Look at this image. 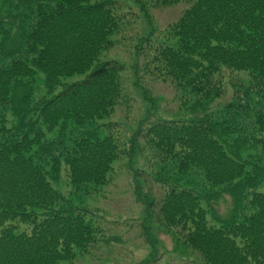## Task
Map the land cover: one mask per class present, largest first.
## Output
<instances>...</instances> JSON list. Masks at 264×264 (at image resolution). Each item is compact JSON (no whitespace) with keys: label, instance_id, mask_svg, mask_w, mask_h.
<instances>
[{"label":"trees","instance_id":"1","mask_svg":"<svg viewBox=\"0 0 264 264\" xmlns=\"http://www.w3.org/2000/svg\"><path fill=\"white\" fill-rule=\"evenodd\" d=\"M133 1L150 22V8L185 6L164 29L127 39L139 18L127 0H0V264L73 263L116 246L121 236L103 235L84 198L110 185L123 159L153 251L140 264L159 259L154 230L202 264H264V0ZM14 34L24 49H8ZM121 40L133 45V85L149 104L130 137L111 121L134 106L125 63L106 58ZM38 74L47 89L35 99ZM147 77L195 115H159L163 97ZM231 85L215 120L206 107ZM221 191L235 208L214 223ZM245 204L250 214L234 217Z\"/></svg>","mask_w":264,"mask_h":264},{"label":"rangeland","instance_id":"2","mask_svg":"<svg viewBox=\"0 0 264 264\" xmlns=\"http://www.w3.org/2000/svg\"><path fill=\"white\" fill-rule=\"evenodd\" d=\"M127 2H130V5L139 16L134 24L135 28L133 33H130L127 36V39L131 36L135 37L136 35H146L153 28H157L158 30L164 29L169 22H173L179 18L182 13V6H185V4H177L172 7L150 8L149 11L152 16V21L150 22L133 0H127ZM17 38L18 36L15 34L13 37L11 36L9 38L7 44L8 49L22 50L26 47V44H24L22 40L16 41ZM121 42L122 43L118 44L107 54L106 58L118 59L120 62L125 63L127 67V83L130 87V92L133 98L132 104L134 106L129 112L119 110L117 114L111 117V121L116 123L114 125L115 128L119 129L124 136L130 137L138 128V122L144 117L146 110L149 108V104L142 99L140 90L133 85L134 75L131 70V66L135 61V57H133L135 56L133 45L127 40H121ZM135 43L133 42V44ZM44 79L45 77L42 74H38L36 76V82L34 85L36 92L34 95L35 99H39V97H41L47 89ZM144 86L147 87L153 95H161L163 97L160 101V107L158 109L159 115H163L164 117L171 119H173L172 117H176L180 120L190 118L195 115L185 106H181L180 102L175 99L174 89L171 86H168L167 83L147 77L144 82ZM57 89L55 90L56 92L58 91ZM234 95L235 86L232 87L231 85L226 89L224 95L215 99L206 107V110L210 112L211 115H215V120L219 119V114L221 115V113H223L226 105L231 101V98ZM198 110H200V112H197L196 115L203 116L201 114H204L205 110L202 107ZM10 114L11 113L8 112V116ZM178 114H180L181 117ZM12 116V114L9 116L10 120L14 119ZM253 144V142H249V147L251 148ZM139 160V164L143 168L144 159L139 157ZM125 162L126 160L123 159L117 163L116 172L114 173L110 185H107L103 190L100 189V191L99 189L92 187L91 190L92 192L95 190V194L90 193L87 198H84L88 199L84 201L85 207L88 209L86 211L87 217L93 216V218L97 221L96 223L100 224V227L103 229V235L107 239L108 237L113 238L120 235L121 241L116 242L117 244H115L116 246H113V248L107 247V243H101L98 247L93 248L95 251L91 255L81 257V259H78L73 263L65 264H140L152 256L151 254L153 251L148 244L149 240L145 238L143 234L144 228L142 224L144 221L142 219H144L146 209L144 213L143 204L140 203L135 196V192L133 190L134 185L129 181L131 175H129L128 171H126V167L124 166ZM146 169L150 171L151 174L156 171V168L152 170V168L148 166H146ZM151 182H153V184ZM151 182L150 184L152 186L149 184L151 193L157 196V199H161L164 195V191L159 188H162V186L155 180ZM62 186L63 191L68 193L70 187L67 186L65 179H63ZM147 190L148 189L146 187V191ZM217 191L218 190L216 189L215 192ZM214 199L215 200H211L210 202L209 209L211 213H209V218H213L211 220H213L214 223H217V219L221 218V220H224L229 218L231 216L232 209L235 206L234 197L230 193L221 191L219 196ZM250 212L251 207L247 204L244 206L241 205V208L236 214H234V217L238 216L242 218L245 214H250ZM213 214L217 215V219L210 216ZM25 227V225H22L20 230L25 229ZM152 236L157 239L158 253L156 256H158L159 259L152 261L149 264H202L200 260L198 261L193 257L177 256L173 251V241L166 233L154 230L152 232Z\"/></svg>","mask_w":264,"mask_h":264}]
</instances>
